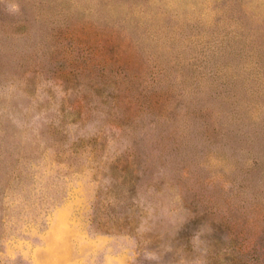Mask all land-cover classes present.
<instances>
[{"label":"rangeland","instance_id":"obj_1","mask_svg":"<svg viewBox=\"0 0 264 264\" xmlns=\"http://www.w3.org/2000/svg\"><path fill=\"white\" fill-rule=\"evenodd\" d=\"M0 264H264V0H0Z\"/></svg>","mask_w":264,"mask_h":264}]
</instances>
